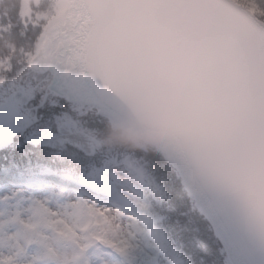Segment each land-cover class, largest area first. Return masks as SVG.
<instances>
[{"label":"snow or ice","instance_id":"obj_1","mask_svg":"<svg viewBox=\"0 0 264 264\" xmlns=\"http://www.w3.org/2000/svg\"><path fill=\"white\" fill-rule=\"evenodd\" d=\"M31 9L29 4V15ZM230 11L250 32L264 35V0H233ZM38 19L44 21L42 34L51 31L61 38L54 57L60 71L45 73L43 80L35 81L26 91L11 86L7 75L11 67L0 61V92L9 103L35 108L37 115L50 105L64 104L71 109L77 120L76 132L60 141L59 155L47 170L55 169L52 174L69 171L75 183L90 187L95 199L67 197L51 208L52 197L65 196L63 189L48 192L46 186L38 185L32 191L12 190L5 181L0 185L4 192L0 195V264H117L114 254L128 257L139 247L132 242L139 222L131 206L148 212L154 207L153 199L161 209L167 204L180 211L170 225L165 223L168 216L158 214L160 228L152 233L156 245L147 241V247L159 251L150 264H169L160 259L169 232L184 237L182 247L177 244L174 264H233L232 256L243 243L233 208L193 197L178 166L162 152L98 146L99 133L116 109L111 97L96 87L104 79L103 73L84 59L76 43L88 21L81 0H55L52 12ZM196 71L211 95H223L222 72L211 59L204 60ZM22 152V148L0 152V173L11 175L23 166ZM45 170L37 169L33 176ZM125 188L131 197L127 209L116 199ZM240 201L252 230L264 244V195L255 200L242 195ZM94 249L104 250L111 259H94Z\"/></svg>","mask_w":264,"mask_h":264},{"label":"water","instance_id":"obj_2","mask_svg":"<svg viewBox=\"0 0 264 264\" xmlns=\"http://www.w3.org/2000/svg\"><path fill=\"white\" fill-rule=\"evenodd\" d=\"M232 0H81L88 17L79 46L104 79L115 115L144 118L141 99L167 97L221 137L222 163H210L184 143L183 172L201 199L233 208L243 243L241 264H264V244L252 230L242 195H264V35L250 32L230 11ZM211 59L225 89L217 98L197 67ZM0 106V136L7 118Z\"/></svg>","mask_w":264,"mask_h":264},{"label":"trees","instance_id":"obj_3","mask_svg":"<svg viewBox=\"0 0 264 264\" xmlns=\"http://www.w3.org/2000/svg\"><path fill=\"white\" fill-rule=\"evenodd\" d=\"M21 3L22 0H0V54L3 56H8L15 66L17 65V62L20 58L25 57L24 53L27 49L33 50L36 48L38 43L37 38L39 35V29H41V25L44 24L43 20L36 19V17L38 14L51 13L55 0H42L38 5H35L33 2L30 3L32 5L31 10L33 14L29 15L28 17L22 16ZM34 30H37L36 35ZM46 109L47 108H44L42 113H44ZM117 130L118 129L113 128L110 125L108 120L106 121L105 128L99 133V136L103 138L102 146L104 145L105 148L128 146L136 150L137 148L133 144L123 143L117 138ZM16 142L18 143V139L14 137L12 139V143L8 144L7 142L5 147L0 149V152H3L5 149H11L12 151H15L17 148H22V155L25 153L28 154L27 157L23 156L24 162L28 160L36 161L35 164L37 162H42L45 164L44 161L47 160L42 156L43 152L39 153L38 149H31L29 147L26 148L23 141H20L22 147H19ZM24 146L25 148H23ZM148 149V151H157L152 147ZM173 205H175V201H173ZM179 211V207H176L175 210H173L170 209L167 204H165L163 209H161L158 205H154L153 217L159 224L160 228L158 214H165L168 216L169 219L166 220L165 223L170 225ZM168 239V243L173 247V249H176V252L178 243H180L182 247V241L184 240L182 234L177 233L173 235L171 232H169ZM194 243L198 245L200 242L196 240Z\"/></svg>","mask_w":264,"mask_h":264},{"label":"clouds","instance_id":"obj_4","mask_svg":"<svg viewBox=\"0 0 264 264\" xmlns=\"http://www.w3.org/2000/svg\"><path fill=\"white\" fill-rule=\"evenodd\" d=\"M140 103L144 118L118 129L116 136L120 141L139 144L173 139L210 163L223 162L221 137L203 122L193 119L180 105L163 96H145Z\"/></svg>","mask_w":264,"mask_h":264},{"label":"rangeland","instance_id":"obj_5","mask_svg":"<svg viewBox=\"0 0 264 264\" xmlns=\"http://www.w3.org/2000/svg\"><path fill=\"white\" fill-rule=\"evenodd\" d=\"M23 10L24 11H27L28 10L27 3L26 4H23ZM10 84H11V86L13 88L15 87L12 83H10ZM2 94H4V93L0 92V95H2ZM59 125H60L61 135H56V136H53L52 137L49 134H39V133L38 134H35V133L30 132L32 134V136L29 139V141L30 142H33L34 144L35 143H38L40 141H47V140H53L54 141V140L57 139V140L61 141L63 138L68 137L70 135H73L75 133V132H72L71 131V127L69 126V124H64L63 122H59ZM36 145H38V144H36ZM161 146L164 149V145L161 144ZM5 181L6 180L0 179V185H3L5 183ZM7 183L11 185L10 182H7ZM63 183L68 184V182L65 181L64 178H61V177L57 176L55 178V180H53L51 177H46V178L40 177L39 183L36 184V185H34V186H32L30 189H26L24 187L25 185H23L21 187H13L12 185L11 186H12V190H14L15 188H23L26 191L27 190L32 191V190L36 189L38 185H44V186H46L48 192H57V193L60 192L61 189H63L64 190V193H65V196L64 197H55V196L52 197V199L49 202V205H50L51 208H57L58 207V202L59 203H64L66 201V198L67 197L76 198L79 195V196H84V197H86L87 199H90V200L91 199H95L94 192H90V191H86L85 190V191L82 192V194H78L77 192H75V190L73 188H71L69 186H65L64 187L63 186L64 185ZM119 193L121 194V196H124V197L125 196H128V194H127L128 193L127 188L121 190ZM3 194H4V192L2 190H0V195H3ZM117 198H119V197H117ZM121 200H123V199H121ZM0 207H3V205H0ZM133 223H135V221ZM132 242H133L134 245H137V244L138 245H143L142 238L138 234V232L136 234V238L133 239ZM57 247L61 251H65L66 250V249L63 248L62 245H57ZM135 248L136 247H134L133 249H135ZM67 251H70V249H68ZM95 251L96 250L94 249L92 251L91 255L93 256L94 259L99 260V258L97 257V255H99V254L95 255ZM104 258L107 261L111 259L108 255H105ZM99 261H101V260H99Z\"/></svg>","mask_w":264,"mask_h":264},{"label":"bare ground","instance_id":"obj_6","mask_svg":"<svg viewBox=\"0 0 264 264\" xmlns=\"http://www.w3.org/2000/svg\"><path fill=\"white\" fill-rule=\"evenodd\" d=\"M4 112H5V114H12V112H13V110H12V108L11 107H6V108H4ZM23 119L24 120H26V118L25 117H23ZM165 142V141H164ZM166 143V142H165Z\"/></svg>","mask_w":264,"mask_h":264}]
</instances>
